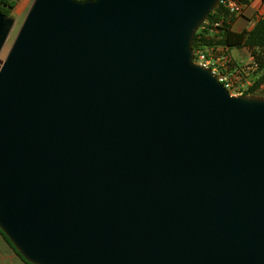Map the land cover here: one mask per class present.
<instances>
[{
	"label": "water",
	"instance_id": "obj_1",
	"mask_svg": "<svg viewBox=\"0 0 264 264\" xmlns=\"http://www.w3.org/2000/svg\"><path fill=\"white\" fill-rule=\"evenodd\" d=\"M221 1H34L0 63V230L28 263L264 264V96L195 63Z\"/></svg>",
	"mask_w": 264,
	"mask_h": 264
},
{
	"label": "trees",
	"instance_id": "obj_2",
	"mask_svg": "<svg viewBox=\"0 0 264 264\" xmlns=\"http://www.w3.org/2000/svg\"><path fill=\"white\" fill-rule=\"evenodd\" d=\"M15 6V1L0 0V12L5 15L9 16ZM232 21L233 17L230 12L220 2L206 22L197 31L193 42L194 53L196 54L200 50L208 51L209 49H215L217 47H224L230 50L234 48L249 49L257 65L254 71L257 79L255 80L254 86L245 94L260 95L258 94L260 87L264 85V19H261L252 31L242 33L232 31ZM215 23H220V26L214 27L213 25ZM0 233L13 247L19 257L27 264H30L19 254L1 230Z\"/></svg>",
	"mask_w": 264,
	"mask_h": 264
},
{
	"label": "crops",
	"instance_id": "obj_3",
	"mask_svg": "<svg viewBox=\"0 0 264 264\" xmlns=\"http://www.w3.org/2000/svg\"><path fill=\"white\" fill-rule=\"evenodd\" d=\"M231 14V13H230ZM233 21L231 22V29L234 32H250L252 31L261 19H264V0H254L250 2L245 10V13L241 17H237L231 14ZM219 24L220 23H215ZM214 24V25H215ZM217 33V31H216ZM236 51V53H234ZM208 52L214 57L226 56L230 61L237 65L251 64L255 62L254 57L247 48L240 49H226L224 47H217L215 49H209ZM257 76L255 72L251 73L247 77L248 90L254 86ZM258 96H264V85L260 87ZM0 264H27L22 260L15 252L13 247L8 243L4 236L0 233Z\"/></svg>",
	"mask_w": 264,
	"mask_h": 264
},
{
	"label": "built area",
	"instance_id": "obj_4",
	"mask_svg": "<svg viewBox=\"0 0 264 264\" xmlns=\"http://www.w3.org/2000/svg\"><path fill=\"white\" fill-rule=\"evenodd\" d=\"M254 0H222L223 6L233 15L241 17L250 2ZM220 26L219 24L213 25ZM195 63L211 68L231 96L245 95L248 90L247 77L256 70L255 62L237 65L226 56L214 58L208 51L195 54Z\"/></svg>",
	"mask_w": 264,
	"mask_h": 264
},
{
	"label": "rangeland",
	"instance_id": "obj_5",
	"mask_svg": "<svg viewBox=\"0 0 264 264\" xmlns=\"http://www.w3.org/2000/svg\"><path fill=\"white\" fill-rule=\"evenodd\" d=\"M11 1H15V3H16L15 8L10 13L11 16L16 18V25H15L13 31L11 32V34H10V36H9L5 46H4V49L0 53V63H2L6 59L15 39L17 37V34H18V32H19V30H20V28H21L27 14H28L29 10L31 9L35 0H11ZM234 53H236V51Z\"/></svg>",
	"mask_w": 264,
	"mask_h": 264
}]
</instances>
